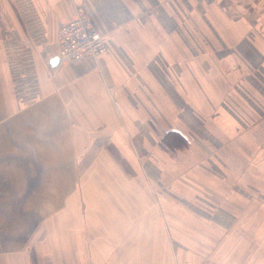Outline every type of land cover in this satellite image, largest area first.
<instances>
[{
	"label": "crops",
	"instance_id": "obj_1",
	"mask_svg": "<svg viewBox=\"0 0 264 264\" xmlns=\"http://www.w3.org/2000/svg\"><path fill=\"white\" fill-rule=\"evenodd\" d=\"M92 261L264 264V0H0V264Z\"/></svg>",
	"mask_w": 264,
	"mask_h": 264
},
{
	"label": "built area",
	"instance_id": "obj_2",
	"mask_svg": "<svg viewBox=\"0 0 264 264\" xmlns=\"http://www.w3.org/2000/svg\"><path fill=\"white\" fill-rule=\"evenodd\" d=\"M195 1L209 3L220 0ZM55 42L57 57L71 63L96 59L105 50L102 34L93 28L89 13L82 7H76L72 17L58 25Z\"/></svg>",
	"mask_w": 264,
	"mask_h": 264
},
{
	"label": "rangeland",
	"instance_id": "obj_3",
	"mask_svg": "<svg viewBox=\"0 0 264 264\" xmlns=\"http://www.w3.org/2000/svg\"><path fill=\"white\" fill-rule=\"evenodd\" d=\"M121 167L124 169L125 175L129 176L131 179L133 178V174H131V171L129 168L126 166V164L121 163ZM91 264H95L93 261Z\"/></svg>",
	"mask_w": 264,
	"mask_h": 264
},
{
	"label": "water",
	"instance_id": "obj_4",
	"mask_svg": "<svg viewBox=\"0 0 264 264\" xmlns=\"http://www.w3.org/2000/svg\"><path fill=\"white\" fill-rule=\"evenodd\" d=\"M57 61V57H53L52 59H51V62L52 63H54V62H56Z\"/></svg>",
	"mask_w": 264,
	"mask_h": 264
}]
</instances>
